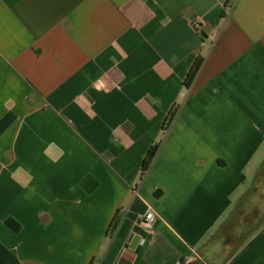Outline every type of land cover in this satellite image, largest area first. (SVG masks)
<instances>
[{
  "label": "crops",
  "instance_id": "0c3cea01",
  "mask_svg": "<svg viewBox=\"0 0 264 264\" xmlns=\"http://www.w3.org/2000/svg\"><path fill=\"white\" fill-rule=\"evenodd\" d=\"M0 264H264V0H0Z\"/></svg>",
  "mask_w": 264,
  "mask_h": 264
},
{
  "label": "trees",
  "instance_id": "16d2710c",
  "mask_svg": "<svg viewBox=\"0 0 264 264\" xmlns=\"http://www.w3.org/2000/svg\"><path fill=\"white\" fill-rule=\"evenodd\" d=\"M202 63H203V59L201 58V59H199V60L194 64L193 68L191 69V71H190V73L188 74V76H187V78H186V81H185V85H186L187 87H189V86L193 83V81L195 80V78H196L198 72H199L200 69H201ZM172 116H173V113H171L170 116L167 118L166 123H167V122L169 123V122L171 121V117H172ZM156 149H157V147L152 148V149L150 150V152L148 153V156H147V158L145 159L144 164H143V172H144V173H145V172L148 170V168L150 167V165H151V163H152V161H153V158H154V156H155Z\"/></svg>",
  "mask_w": 264,
  "mask_h": 264
},
{
  "label": "built area",
  "instance_id": "2783aa9c",
  "mask_svg": "<svg viewBox=\"0 0 264 264\" xmlns=\"http://www.w3.org/2000/svg\"><path fill=\"white\" fill-rule=\"evenodd\" d=\"M157 218V215L155 214V212L151 211L146 215L145 221L147 224L151 225L155 222Z\"/></svg>",
  "mask_w": 264,
  "mask_h": 264
}]
</instances>
